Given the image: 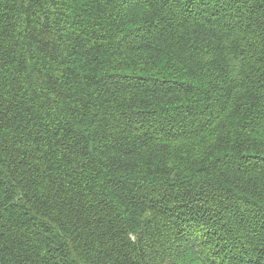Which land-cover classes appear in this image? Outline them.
Here are the masks:
<instances>
[{
	"label": "trees",
	"instance_id": "trees-1",
	"mask_svg": "<svg viewBox=\"0 0 264 264\" xmlns=\"http://www.w3.org/2000/svg\"><path fill=\"white\" fill-rule=\"evenodd\" d=\"M0 264H264V0H0Z\"/></svg>",
	"mask_w": 264,
	"mask_h": 264
}]
</instances>
